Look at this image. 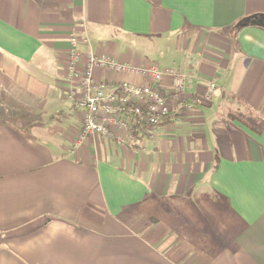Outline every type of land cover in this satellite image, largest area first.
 Returning <instances> with one entry per match:
<instances>
[{
    "label": "crops",
    "instance_id": "crops-1",
    "mask_svg": "<svg viewBox=\"0 0 264 264\" xmlns=\"http://www.w3.org/2000/svg\"><path fill=\"white\" fill-rule=\"evenodd\" d=\"M256 13L264 0H0V264H264V28L236 27ZM72 36L185 73L176 92L163 79L157 130L76 144ZM133 39L175 55L160 66Z\"/></svg>",
    "mask_w": 264,
    "mask_h": 264
},
{
    "label": "built area",
    "instance_id": "built-area-1",
    "mask_svg": "<svg viewBox=\"0 0 264 264\" xmlns=\"http://www.w3.org/2000/svg\"><path fill=\"white\" fill-rule=\"evenodd\" d=\"M76 38L71 37L68 51L67 70L69 80L75 82L68 92L74 107L81 110V127L76 144L89 135H109L117 130L114 140L126 146L135 139V132H154L165 116L170 114L167 96L162 89L165 76L171 78L174 92L181 90L186 75L176 69H160L151 63L143 68H132L105 54L87 53L76 47ZM109 72L133 71L145 77V82L95 81L93 69ZM215 84L209 85L214 92Z\"/></svg>",
    "mask_w": 264,
    "mask_h": 264
},
{
    "label": "rangeland",
    "instance_id": "rangeland-1",
    "mask_svg": "<svg viewBox=\"0 0 264 264\" xmlns=\"http://www.w3.org/2000/svg\"><path fill=\"white\" fill-rule=\"evenodd\" d=\"M172 40L167 43L159 44L158 42L151 41H142L139 39H133L132 43H129V48L136 52H140L144 56H147L149 59L157 61L160 66H163L167 63L170 56L175 55L173 50L171 49ZM71 110H65L63 112V118L68 117Z\"/></svg>",
    "mask_w": 264,
    "mask_h": 264
},
{
    "label": "water",
    "instance_id": "water-1",
    "mask_svg": "<svg viewBox=\"0 0 264 264\" xmlns=\"http://www.w3.org/2000/svg\"><path fill=\"white\" fill-rule=\"evenodd\" d=\"M247 26H259L264 28V13H256L245 16L239 20L236 24L237 28L247 27Z\"/></svg>",
    "mask_w": 264,
    "mask_h": 264
},
{
    "label": "trees",
    "instance_id": "trees-1",
    "mask_svg": "<svg viewBox=\"0 0 264 264\" xmlns=\"http://www.w3.org/2000/svg\"><path fill=\"white\" fill-rule=\"evenodd\" d=\"M166 117V116H165Z\"/></svg>",
    "mask_w": 264,
    "mask_h": 264
}]
</instances>
